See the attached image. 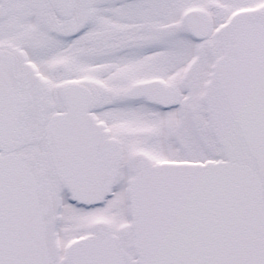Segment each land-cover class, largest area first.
Returning a JSON list of instances; mask_svg holds the SVG:
<instances>
[{
  "label": "snow or ice",
  "instance_id": "6c2138e0",
  "mask_svg": "<svg viewBox=\"0 0 264 264\" xmlns=\"http://www.w3.org/2000/svg\"><path fill=\"white\" fill-rule=\"evenodd\" d=\"M0 264H264V0H0Z\"/></svg>",
  "mask_w": 264,
  "mask_h": 264
}]
</instances>
